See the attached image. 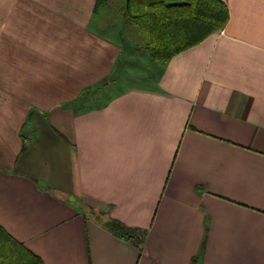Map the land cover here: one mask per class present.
Masks as SVG:
<instances>
[{"label": "crops", "instance_id": "crops-1", "mask_svg": "<svg viewBox=\"0 0 264 264\" xmlns=\"http://www.w3.org/2000/svg\"><path fill=\"white\" fill-rule=\"evenodd\" d=\"M126 1L0 0V227L43 264H264V0L166 68Z\"/></svg>", "mask_w": 264, "mask_h": 264}, {"label": "trees", "instance_id": "trees-1", "mask_svg": "<svg viewBox=\"0 0 264 264\" xmlns=\"http://www.w3.org/2000/svg\"><path fill=\"white\" fill-rule=\"evenodd\" d=\"M106 1L97 0V6ZM122 13L137 30L140 47L162 68L175 55L223 30L230 16L222 0H127ZM103 225L118 237L133 239V233L116 219ZM0 264L43 262L0 227Z\"/></svg>", "mask_w": 264, "mask_h": 264}, {"label": "rangeland", "instance_id": "rangeland-1", "mask_svg": "<svg viewBox=\"0 0 264 264\" xmlns=\"http://www.w3.org/2000/svg\"><path fill=\"white\" fill-rule=\"evenodd\" d=\"M75 203L83 211H85L89 217H101L102 220L108 219V217L106 216L107 211L99 208L97 204L92 202L90 199L78 198Z\"/></svg>", "mask_w": 264, "mask_h": 264}]
</instances>
